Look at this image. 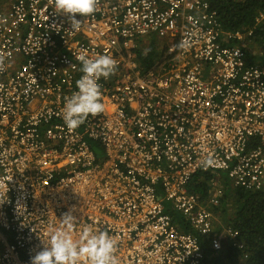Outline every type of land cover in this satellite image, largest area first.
Here are the masks:
<instances>
[{
  "label": "built area",
  "instance_id": "1",
  "mask_svg": "<svg viewBox=\"0 0 264 264\" xmlns=\"http://www.w3.org/2000/svg\"><path fill=\"white\" fill-rule=\"evenodd\" d=\"M76 19L53 0H0V264H30L70 210L74 235L108 232L119 264H205L204 239L243 251L215 215L222 188L202 199L190 185L264 194V52L244 45L264 13L233 32L210 0H99ZM80 55L117 67L99 80L105 110L70 130Z\"/></svg>",
  "mask_w": 264,
  "mask_h": 264
},
{
  "label": "clouds",
  "instance_id": "2",
  "mask_svg": "<svg viewBox=\"0 0 264 264\" xmlns=\"http://www.w3.org/2000/svg\"><path fill=\"white\" fill-rule=\"evenodd\" d=\"M99 0H53L55 13L69 14L70 24L78 31L82 21L76 19L95 13ZM189 45L181 41V49ZM10 55V54H9ZM7 56H0V71L6 67ZM83 75L76 81L78 91L69 98L63 110V119L68 129L81 126L91 115L101 114L105 110L102 102L101 78L107 79L115 73L116 61L108 55L90 58L77 57ZM59 226L53 228L49 241L44 242L43 250L31 257L30 264H119L116 255L117 245L108 232H96L91 225H85L78 236L76 232L79 220L70 210L64 213ZM219 247V245H216Z\"/></svg>",
  "mask_w": 264,
  "mask_h": 264
},
{
  "label": "trees",
  "instance_id": "3",
  "mask_svg": "<svg viewBox=\"0 0 264 264\" xmlns=\"http://www.w3.org/2000/svg\"><path fill=\"white\" fill-rule=\"evenodd\" d=\"M212 7L220 17L223 26L228 31H247L256 25V20L264 13V0H210ZM251 41L264 47V24L255 27ZM156 55L153 44L147 55L142 59L144 64L150 65ZM98 159L103 156L99 144H93ZM211 176H197L190 185V191L206 198L211 186ZM223 196L219 207L214 210L223 215L221 223H227L239 232V238L244 242L243 251L235 248H226L221 254L216 253L210 246L209 240L202 241L206 253L205 264H264V194L250 193L232 188L231 183L223 177ZM220 184V185H221ZM234 199L232 217L227 215L226 205ZM175 221L181 223L184 219L172 213ZM228 216V218H227ZM188 230V229H187Z\"/></svg>",
  "mask_w": 264,
  "mask_h": 264
},
{
  "label": "rangeland",
  "instance_id": "4",
  "mask_svg": "<svg viewBox=\"0 0 264 264\" xmlns=\"http://www.w3.org/2000/svg\"><path fill=\"white\" fill-rule=\"evenodd\" d=\"M236 1L242 2L244 0H236ZM244 45H245V48L247 49V51L254 52V53H259V52L263 53L264 52V47L261 46V44H259V43H254L253 41H246ZM221 183H222V181H214L212 183V186H213L212 190H214L216 188H222V184ZM233 201H234V199L230 200L229 203L226 205V208H227V212L226 213H227V215H229V218L232 217V213L234 211V208H233L234 202ZM168 206L169 205H166V207H168ZM216 208H218V207H216ZM216 208H215V210H216ZM215 215H216V217L218 219V222H221L223 215L220 214L219 212L217 214L215 213ZM227 218H228V216H227ZM218 222H217V224H218ZM223 224L227 225V223H223Z\"/></svg>",
  "mask_w": 264,
  "mask_h": 264
}]
</instances>
